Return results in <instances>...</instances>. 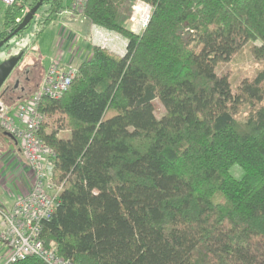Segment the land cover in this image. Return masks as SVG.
<instances>
[{"label": "trees", "instance_id": "1", "mask_svg": "<svg viewBox=\"0 0 264 264\" xmlns=\"http://www.w3.org/2000/svg\"><path fill=\"white\" fill-rule=\"evenodd\" d=\"M38 1L7 7L0 41ZM125 1L88 0L80 13L121 34L125 54L91 46L68 91L40 104L63 185L46 247L72 264H264V68L236 88L217 73L255 41L264 62V0H141L153 7L142 34L126 26ZM44 6L43 28L67 11Z\"/></svg>", "mask_w": 264, "mask_h": 264}, {"label": "built area", "instance_id": "2", "mask_svg": "<svg viewBox=\"0 0 264 264\" xmlns=\"http://www.w3.org/2000/svg\"><path fill=\"white\" fill-rule=\"evenodd\" d=\"M17 0H0L5 6H12ZM88 0H73L72 10L82 12ZM30 9H23L20 23ZM153 7L141 0H134L133 28L139 33L145 30L151 19ZM3 13L0 11V22ZM135 20V21H134ZM121 36L93 25L92 46H98L113 53L121 52ZM87 57H90L88 54ZM78 74V65L52 58L43 73L36 91L29 99L17 101L14 114L11 107L0 101V127L21 141L24 161L31 172L28 191L15 198L9 212L1 211L0 242L7 248L8 256L0 264H15L30 257H38L46 264H72L59 256L55 250L46 247L42 238L44 226L59 207L63 185L53 182L54 152L39 136L43 121L40 104L43 99H60L69 89ZM24 100V101H23Z\"/></svg>", "mask_w": 264, "mask_h": 264}, {"label": "rangeland", "instance_id": "3", "mask_svg": "<svg viewBox=\"0 0 264 264\" xmlns=\"http://www.w3.org/2000/svg\"><path fill=\"white\" fill-rule=\"evenodd\" d=\"M21 3H25L29 5L34 0H19ZM72 3L73 0H63V5L65 6L66 10L72 11L75 15V18L78 20L74 22V26L76 27L77 31L80 33H77L76 36L73 38V42L71 43V53L76 51L79 47H81L80 43L83 39V36L86 34H90L91 30V24H89L83 17L80 16L81 12H77L72 10ZM133 3L134 0H126L124 3V8L121 11L122 17L126 19V26L135 32L134 22L132 21L133 16ZM26 9H30L29 6L25 7ZM24 8V9H25ZM46 8L44 6L43 8H40L37 15L42 14L43 10ZM127 8V11H126ZM7 9V6L0 3V11L4 14ZM71 12V13H72ZM77 16V17H76ZM66 18V17H65ZM79 18H82L83 21H79ZM64 17L60 16L56 22L50 23L48 26L44 27L39 25L36 22V17L33 19V21L19 34L13 36L9 42H7L2 48H0V64L15 57H20L21 61L17 67V69L14 71L13 75L8 81V85L10 83H13L15 75L19 72V70H24L26 68H30L31 70V78L32 81H35L37 83L38 80H40V77L43 75L42 72L46 70L50 63L52 57L56 55V53L59 50V43L62 39L61 30L62 27L65 25L64 23ZM135 21V20H134ZM107 30V29H106ZM110 31V30H108ZM144 30L140 31L137 34H142ZM113 33H116L121 36V42H126V39L119 33L115 31H111ZM136 33V32H135ZM87 36V35H86ZM67 38V37H66ZM255 45H260L259 41L251 42L244 46L230 61L220 64L217 67V73L219 75H227L229 77L230 83L232 87L236 88L240 83H242L245 79H252L261 69L264 68V62H259L251 54V47ZM126 49L123 52V55L125 54ZM116 54H121L116 53ZM86 59L83 58V60ZM74 65L75 64L74 62ZM36 79V80H35ZM31 81V82H32ZM34 87V84L31 85V88ZM17 94H11L10 96H14ZM32 95H28L25 99H29ZM1 97V96H0ZM15 97V96H14ZM23 100V101H24ZM5 104H9L8 99L4 100ZM11 110L10 114H14V106L10 104ZM260 105V104H259ZM258 105V106H259ZM255 109L250 104L245 105L240 113L237 115L238 119L244 120L246 119L249 114ZM165 113L164 108L157 102V116L160 118ZM1 130V129H0ZM16 139H7L3 138V141L9 146L8 151L5 154H9L11 150H13L14 142H18L19 145H21L20 140ZM3 149V148H2ZM2 149H0V153L2 152ZM5 149V148H4ZM231 173L239 178L242 176L243 172L240 169L239 166H234L231 169ZM7 248L3 243L0 242V260H5V258L8 256Z\"/></svg>", "mask_w": 264, "mask_h": 264}, {"label": "crops", "instance_id": "4", "mask_svg": "<svg viewBox=\"0 0 264 264\" xmlns=\"http://www.w3.org/2000/svg\"><path fill=\"white\" fill-rule=\"evenodd\" d=\"M70 10L71 9L62 14L65 23L61 30L62 39L59 43L58 52L52 58H58L64 62H72L73 64L75 62V64L78 65L83 61L85 55L88 56V54H90L93 25H91L90 34L83 36L80 43L81 47L71 53L72 40L79 32L74 26V22L78 20V17L76 16L77 18H75L74 13ZM79 21H83L82 18H79ZM126 46L127 43L125 41L121 43L120 55H123ZM45 71L46 70H44L42 74ZM14 147L15 148H13L8 155L0 153V212H9L13 207L15 198L24 195L30 186V169L24 161V156L18 142H14ZM8 148H10V146ZM1 220L0 214V230Z\"/></svg>", "mask_w": 264, "mask_h": 264}, {"label": "flooded vegetation", "instance_id": "5", "mask_svg": "<svg viewBox=\"0 0 264 264\" xmlns=\"http://www.w3.org/2000/svg\"><path fill=\"white\" fill-rule=\"evenodd\" d=\"M17 67L14 69V71L17 69ZM14 71L12 72L11 76L13 75ZM30 73H31L30 68H26L24 70H19V72L15 75L13 83H10V85H8L7 83L9 81V79L11 78V76H10L7 79V81L5 82V84L3 85V87L0 89V96H1L0 101H3V99L4 100L8 99V102L10 101V103L7 105L11 106L10 104H15L17 101L22 100V99H24V97L28 96V93L30 91V86L32 84L31 83L32 78H31ZM11 94H17V95H14L15 96L14 97V96H10ZM3 102H5V101H3ZM0 129H1V127H0ZM1 130H3V129H1ZM1 130H0V149L3 148L1 154H5L8 151V147L10 145L8 146L3 141V138H7V137H5L1 134ZM3 131H5V130H3ZM7 139H9V138H7Z\"/></svg>", "mask_w": 264, "mask_h": 264}, {"label": "water", "instance_id": "6", "mask_svg": "<svg viewBox=\"0 0 264 264\" xmlns=\"http://www.w3.org/2000/svg\"><path fill=\"white\" fill-rule=\"evenodd\" d=\"M45 0H39L30 11L23 17L22 21L15 28V30L10 33L6 38L0 41V48H2L9 40L23 31L34 19L37 15L39 9L42 7ZM21 58L15 57L11 58L0 64V89L3 87L7 79L11 76L14 69L19 65ZM1 134L9 139H15V137L9 132L1 130Z\"/></svg>", "mask_w": 264, "mask_h": 264}]
</instances>
